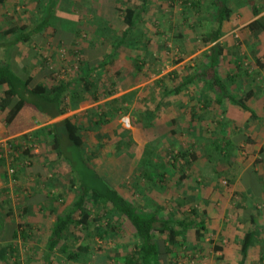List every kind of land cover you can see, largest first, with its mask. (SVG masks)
Segmentation results:
<instances>
[{
  "label": "rangeland",
  "instance_id": "rangeland-1",
  "mask_svg": "<svg viewBox=\"0 0 264 264\" xmlns=\"http://www.w3.org/2000/svg\"><path fill=\"white\" fill-rule=\"evenodd\" d=\"M251 1L228 0L233 14L219 40L218 74L236 98L252 90L248 105L256 118L229 102L218 105L221 93L202 76L210 47L203 37L214 26L215 0H149L119 49L123 10L142 0L0 3V64L32 78V86L70 83L67 111L55 120L26 106L8 125L0 111V264H46L52 227L72 207V181L83 166L72 158V173L50 133L65 118L80 127L89 168L129 203L165 218L206 219L201 239L193 229L174 244L156 234L167 246L162 264H237L251 230L256 235L247 264H264V67L256 61L264 65V34L244 25L253 15ZM44 20L40 35L7 45L21 26ZM102 61L107 65L100 67ZM193 76L180 94H167ZM5 89L0 86V98ZM85 206L89 224L71 227L50 264H126L140 245L126 218L91 196ZM78 246L88 250L69 260L63 250Z\"/></svg>",
  "mask_w": 264,
  "mask_h": 264
},
{
  "label": "trees",
  "instance_id": "trees-1",
  "mask_svg": "<svg viewBox=\"0 0 264 264\" xmlns=\"http://www.w3.org/2000/svg\"><path fill=\"white\" fill-rule=\"evenodd\" d=\"M4 2L5 0H0V3ZM212 6L216 12V17L213 28L203 37V41L210 45V47L207 52L209 64L202 72V76L209 77L210 86L214 89L216 88L221 93L216 99L218 105L229 102L249 112L252 118H256V113L248 105V101L253 95L252 90L243 98H236L230 94L226 82H223L218 74L220 57L224 53L222 43L219 40L223 36L224 24L230 20L233 10L229 7L228 0H215ZM148 8L149 0H142L140 6L127 7L123 10L124 29L121 31L117 49L126 44V39L135 31L141 15L146 13ZM251 10L255 19L247 24V29L253 34L264 33V17L259 16L261 12L254 0L251 1ZM47 26V20L38 23L37 26L31 29H27L23 25L20 27V32L14 36L13 41L6 44L13 48L17 43L26 44L34 36L40 35ZM256 61L260 67H264L259 58ZM106 65V61H102L99 64L100 67ZM134 67L136 71H141L138 62L135 63ZM196 79V76L187 78L181 85L173 91L167 92V94H180L186 89L187 85ZM31 83L32 78L23 79L10 67L0 64V86L6 88L4 96L0 98V111L6 113V124H11L26 106L37 109L40 114L45 115L50 121L66 113L65 98L70 87L69 82L60 81L51 89H48L44 84L32 86ZM85 88L86 90H90V85L87 82H85ZM50 133L53 135V148L56 151L58 159L71 165L73 158L75 162L78 161L83 167L78 173V177L76 176L77 179L75 178L72 181V185L76 187L75 200L72 207L62 215H59L52 227L47 246L46 264L51 263V256L60 243L70 238V230L74 224H81L82 226L89 224L90 215L85 205L87 198L90 196L96 202H100L103 205L109 204L115 213L124 216L132 228L135 237L140 241L137 249L125 258L126 264H162L164 256H166L165 251L167 250V246H165V241L161 242L156 236L157 233L165 235L167 242L171 244L177 241L181 232L184 233L190 229L194 230L197 239L203 237V232L207 229L205 218H202L200 221L188 218L175 220L173 218L162 217L156 211H141L129 203L115 188L100 180L97 173L86 164V159L81 152L83 140L80 135V127L71 118H65L54 123L52 129H50ZM67 147L71 148L70 153L66 149ZM70 167L72 173H74L73 164ZM76 213L79 216L78 220L74 218ZM1 220L2 218H0V223ZM0 228H2L1 224ZM255 235L256 230L247 231L244 234L240 244V258L237 264H247ZM213 249L216 252L223 251V248L219 245H215ZM86 250H88V247L84 246H78L75 251H69L68 247H65L63 252L69 260L77 261ZM224 258V255H221L218 259L223 260Z\"/></svg>",
  "mask_w": 264,
  "mask_h": 264
},
{
  "label": "crops",
  "instance_id": "crops-1",
  "mask_svg": "<svg viewBox=\"0 0 264 264\" xmlns=\"http://www.w3.org/2000/svg\"><path fill=\"white\" fill-rule=\"evenodd\" d=\"M262 2V1H261ZM262 5V6H261ZM258 8H259V10H260V15L259 16H263L264 17V1H263V4H260V1H259V3H258ZM249 18V19H248ZM246 22H245V27L247 26V24H249L252 20H254L255 18L253 17V15H252V17L251 16H246ZM224 27H225V24H224ZM223 30H224V28H223ZM262 34V33H261ZM264 34V33H263ZM109 185V184H108ZM110 186V185H109ZM111 187V186H110ZM118 191V190H117ZM119 192V191H118ZM120 193V192H119ZM1 217V216H0ZM2 218V217H1Z\"/></svg>",
  "mask_w": 264,
  "mask_h": 264
},
{
  "label": "built area",
  "instance_id": "built-area-1",
  "mask_svg": "<svg viewBox=\"0 0 264 264\" xmlns=\"http://www.w3.org/2000/svg\"><path fill=\"white\" fill-rule=\"evenodd\" d=\"M124 121H125V124L129 125L130 121L128 120V118H125Z\"/></svg>",
  "mask_w": 264,
  "mask_h": 264
}]
</instances>
